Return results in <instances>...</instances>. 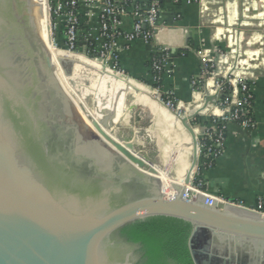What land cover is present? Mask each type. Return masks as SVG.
<instances>
[{
	"label": "water",
	"instance_id": "obj_1",
	"mask_svg": "<svg viewBox=\"0 0 264 264\" xmlns=\"http://www.w3.org/2000/svg\"><path fill=\"white\" fill-rule=\"evenodd\" d=\"M56 46L68 51L63 40ZM211 101L216 105V97ZM74 107L30 1L0 0V264H134L136 243L123 230L161 217L192 227L194 264L195 244L207 252L206 264H264L262 213L233 204L210 207L194 192L195 201L184 198L200 163L191 124L197 113L180 118L193 157L185 184L168 196L133 154L132 137L125 146L113 143L94 124L99 136ZM90 141L108 157L102 166L84 153L94 148Z\"/></svg>",
	"mask_w": 264,
	"mask_h": 264
},
{
	"label": "crops",
	"instance_id": "obj_2",
	"mask_svg": "<svg viewBox=\"0 0 264 264\" xmlns=\"http://www.w3.org/2000/svg\"><path fill=\"white\" fill-rule=\"evenodd\" d=\"M162 2L161 23L165 27L158 40L171 50L173 74L163 78L160 92H174L176 111L181 116L198 114L191 121L196 134L213 127L212 123L219 124L231 109L212 103L215 97L217 101L216 82H230L226 99L232 106L241 100V84L248 86L252 97L253 128L237 122L226 124L221 155L210 169L202 171L204 189L210 195L264 214V0H199L179 5L170 0ZM123 21V31L131 32L132 18ZM156 54L153 44L140 40H120L117 49L120 68L146 85L152 84L151 66ZM202 59L211 63L214 71L203 92H199L191 82L200 75ZM102 68L104 76L113 73L107 65ZM135 81L129 90L143 100V112L155 111L157 116L170 111L158 95ZM157 118L166 121L162 116Z\"/></svg>",
	"mask_w": 264,
	"mask_h": 264
},
{
	"label": "built area",
	"instance_id": "obj_3",
	"mask_svg": "<svg viewBox=\"0 0 264 264\" xmlns=\"http://www.w3.org/2000/svg\"><path fill=\"white\" fill-rule=\"evenodd\" d=\"M170 1L179 5L183 1L187 4H195L199 0ZM50 2L49 10L54 17L55 30L60 26L65 28L63 39L68 52L73 54L84 52L87 58L100 61L102 65H107L110 71L125 74L120 68L117 55L119 42L125 40L131 43L140 40L146 44H153L157 50L151 66L153 86H157V90L161 91L163 78L173 74L171 50L168 46L160 44L158 40L160 31L165 27V24L161 23L162 0H50ZM125 18L133 20L131 32L123 31ZM213 71L214 66L206 59H202L200 75L192 80V87L196 91L203 92L204 84L212 78ZM229 87L230 82H216L218 105L223 109L228 107L231 109L219 124L212 123L213 127H207L198 134L200 163L193 179L194 187L188 188L184 197L187 201H195L196 197L191 196V192H194L197 196H202L205 205L210 207L216 203L242 207L236 202L208 194L204 189L202 178V171L210 169L222 153L226 124L237 122L244 128H253L254 125L251 116L252 97L248 86L240 85L242 97L233 106L228 98L226 99ZM163 97L165 107L174 113L177 104L174 92L171 91Z\"/></svg>",
	"mask_w": 264,
	"mask_h": 264
},
{
	"label": "bare ground",
	"instance_id": "obj_4",
	"mask_svg": "<svg viewBox=\"0 0 264 264\" xmlns=\"http://www.w3.org/2000/svg\"><path fill=\"white\" fill-rule=\"evenodd\" d=\"M29 1H30L31 8H32V15L36 21L38 33L42 37L43 41L46 43L48 50H49V53H50V56L54 57V59L52 61H53V64H54V67L56 70V75L59 74V77L63 78L61 80V85L63 86L66 93L68 95H70V90L68 88V85L70 83L69 82H68L69 84L67 83V81H68L66 78L67 69H64V67L67 68L71 64L80 65V64H83V62H86L88 65L91 66V68H93V69L97 68V69H99V71L101 70L100 76H102V69L103 68H102V64L100 63V61L90 60V59L86 58L83 54L75 55V54L70 53L68 51H64V50H61L58 48L55 49V48L51 47L50 36H49V31L51 32V30L49 29L50 21H49V25H48V21L46 19L47 16L50 14L48 0H29ZM50 16H51V14H50ZM51 38H52V34H51ZM52 44H55V42L53 41ZM105 78L110 79V81L112 80V82H114L116 85L124 88L125 90H129V88H132L133 86H132L131 82L135 81L132 79L127 80V79L121 78L119 75H114V73H107V72L105 73ZM135 82H137V81H135ZM137 83H139V82H137ZM72 95H73V98L75 99V101L77 102V104L83 103V102L81 103V100L77 101L78 96H75V94H72ZM143 110H146V107H144L142 109V111ZM81 113H82V115H84V117H85L84 120L86 123H87L86 119H89L91 121L93 120V115H92L93 112L89 111L86 107L82 108ZM164 113H165V115L160 113L156 116V114H155L156 118L155 119L152 118V120H151L152 121L151 122L152 125H150L151 129L149 130L145 127H143V128L140 127L142 132H137L136 135L134 137H132V139L128 143L134 144V146H135V151L133 152V154L135 156L140 157L141 160L146 162L147 166H146L144 171L154 174V176L158 177L161 180L163 188H164V192L168 196H176L177 195L176 186H183L185 184L186 177H187L189 170L191 168L193 143H192V139H191L189 133L182 126V123L180 120V118H182L181 115H180V117H177L175 115L176 113H172L168 110H166ZM160 116L165 118L166 121H159L157 117H160ZM172 118H173V120H172ZM156 122L157 123L158 122L164 123V125H166L165 123H167L168 127H166V126H164V127L171 130V139L173 140L172 142L175 145V147H173L174 148L173 150L171 149L172 146L170 147L168 144V141H169L168 138H166L163 134H160L159 130L156 129V124H157ZM94 124L96 126L100 125V124H97L96 121H94L93 125ZM101 124H102V120H101ZM168 124H171V126ZM102 126H103V124H102ZM101 127L99 126V128L101 130H103ZM133 129L136 130L135 127H133ZM152 129H154V131H152ZM103 131L106 132L105 130H103ZM143 132H145V133H143ZM146 132H151V133L154 132V133L148 134ZM106 134H108L112 138L111 141L112 142L114 141L113 143H118L122 146H125L128 144L126 141L125 142L121 141L120 137H119L120 139L118 140L114 137V135H110L107 132H106ZM182 134L185 135V137L188 141L187 146H185L183 144V135ZM146 142H158L159 145H154L151 143L148 144ZM95 149L93 151L92 150H90V151L86 150V152H84V153L87 156H92L97 161V163H99L102 166V164L107 162L108 157H106L100 151L99 152L97 150L95 151ZM80 150H84V149H80ZM179 155H182V156L179 157ZM96 156H99V158ZM148 156H150L154 160L146 159ZM159 160L162 161L165 169L159 168L158 163H157ZM159 165L162 166V164H159ZM176 165H177V168L175 169L176 172H174L176 177L174 178L170 175L171 174L170 170L174 169V167H176ZM217 240L225 241L226 239L222 236H218ZM194 250L196 252V255L198 256L199 264H206L208 257L206 255L207 252L205 251V249L200 247L199 245L195 244Z\"/></svg>",
	"mask_w": 264,
	"mask_h": 264
},
{
	"label": "rangeland",
	"instance_id": "obj_5",
	"mask_svg": "<svg viewBox=\"0 0 264 264\" xmlns=\"http://www.w3.org/2000/svg\"><path fill=\"white\" fill-rule=\"evenodd\" d=\"M50 3H51L50 0H48L49 6H50ZM46 19L48 21V25L50 21V25H49V29L51 27V32L49 31L50 45L52 48H54V45L52 44L53 41L55 42V44H58L63 40L64 36L61 32H59L60 28H58V30H55L53 14H51V16L49 14ZM51 34H52V38H51ZM75 55H80V54H75ZM51 59L53 60L54 57H51ZM68 69H69L68 70L69 72L67 73L66 71V78L68 80L67 83L69 82L70 84L68 83L69 85L68 84L67 85L70 90L69 96L74 102V106H75L74 108L78 112V114H80L81 117L83 116L82 119L84 122H85L84 120L85 117L81 113V110L83 107H86L89 111H92L94 113V114L92 113L93 120L91 121L89 119H86L87 123L85 122V124L90 126L95 132L97 131L93 126L94 121H96L97 124H100L98 125L100 127L103 124L101 128L105 130L107 133H109L110 135H114V137L118 140L121 138L120 140L125 142L126 138H130V136L134 137L137 132H142L140 127L142 128L145 127L149 130L151 129V126H150L152 125L151 120L152 118L154 119L156 118L155 111H151V112L149 111L148 114L146 113V111L143 112L142 111V109L144 108L143 100L140 98L137 99L133 95L132 91L125 90L124 88L113 83L112 80L110 81V79L104 78L105 77L103 75L104 72H102V76H100L101 70L99 71V69L97 68L95 69L91 68V66L88 65L86 62H83V64H80V65L71 64L70 66H68ZM113 73L114 75H119L121 78H124L127 80L132 79L127 73L125 74L118 73V72H113ZM56 76L61 83V80L63 78H60L59 74H57ZM139 83L142 84L143 86H146L156 95H158L161 103L165 102L163 93L157 90V88L151 87V85L149 84L146 85L145 83H142V82H139ZM72 94H75V96H78L77 101L81 100V103L83 102L85 105L83 103L77 104ZM174 113H178V111L175 110ZM179 114L181 115V113ZM110 115H113L115 117L110 118L109 117ZM101 120H102V124H101ZM168 125L171 126V124H168ZM133 127H135L136 130L133 129ZM156 129H158L159 132H161L160 134H163L164 132L163 135L166 138H168L169 140V141L167 140L168 144L170 147L172 146L171 149L173 150L174 149L173 147H175V145L172 142L173 140L171 139V130L165 128L164 123H159V122L156 124ZM152 131H154V129H152ZM146 133L152 134L154 132L152 133L146 132ZM98 135L100 136V134ZM182 135H183V144L187 146L188 141L185 135L184 134ZM103 140L107 142L104 138ZM146 143L159 145L158 142H146ZM92 146H94V148H97L94 143ZM78 147L80 149H83L80 146ZM94 148L92 149V151L94 150ZM96 150L98 152L100 151L98 148L95 149V151ZM96 157L99 158V156H96ZM146 159L154 160L150 156H148ZM157 163H158L159 168L165 169L164 164L162 163L161 160H159ZM159 164H162V166ZM174 172H176L175 169L170 170V173H171L170 175L175 178L176 175Z\"/></svg>",
	"mask_w": 264,
	"mask_h": 264
},
{
	"label": "trees",
	"instance_id": "obj_6",
	"mask_svg": "<svg viewBox=\"0 0 264 264\" xmlns=\"http://www.w3.org/2000/svg\"><path fill=\"white\" fill-rule=\"evenodd\" d=\"M64 29L60 26L59 32L63 34ZM122 233L130 242L144 247L147 264H162L161 261L167 259L177 264H194L189 251L192 227L185 222L163 217L150 218L132 224Z\"/></svg>",
	"mask_w": 264,
	"mask_h": 264
},
{
	"label": "flooded vegetation",
	"instance_id": "obj_7",
	"mask_svg": "<svg viewBox=\"0 0 264 264\" xmlns=\"http://www.w3.org/2000/svg\"><path fill=\"white\" fill-rule=\"evenodd\" d=\"M177 168V165H176ZM132 257L134 259V264H147L148 260L145 258L144 247L140 244H135L132 252ZM162 264H177V262L167 259Z\"/></svg>",
	"mask_w": 264,
	"mask_h": 264
}]
</instances>
